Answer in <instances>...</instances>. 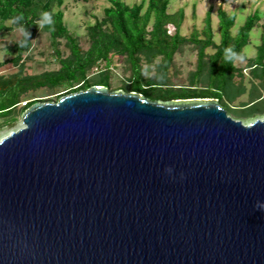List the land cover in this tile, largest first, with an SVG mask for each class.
Returning a JSON list of instances; mask_svg holds the SVG:
<instances>
[{
	"label": "water",
	"instance_id": "95a60500",
	"mask_svg": "<svg viewBox=\"0 0 264 264\" xmlns=\"http://www.w3.org/2000/svg\"><path fill=\"white\" fill-rule=\"evenodd\" d=\"M0 141V264H264V118L94 85Z\"/></svg>",
	"mask_w": 264,
	"mask_h": 264
},
{
	"label": "trees",
	"instance_id": "16d2710c",
	"mask_svg": "<svg viewBox=\"0 0 264 264\" xmlns=\"http://www.w3.org/2000/svg\"><path fill=\"white\" fill-rule=\"evenodd\" d=\"M109 2L103 17L88 25V46L85 47L81 36L65 23L64 11L59 8L63 0H0V32L13 28L21 30L20 40L11 47L15 57L0 61V68L10 61L19 67L8 76L0 74V127L12 125L19 112L23 116L36 103L25 99L40 88L64 87L76 92L98 85L116 91L111 89V66L115 57L125 60L126 69L131 71L120 87L125 92H137L152 100L216 98L228 114L243 121L264 115V21L260 26L256 55L248 59L245 66L236 63L238 58H245L244 47L262 19L259 11L250 14L233 35L236 14L219 8L221 37L216 42L210 12L205 20L203 37L197 31L186 37L181 34L184 10L170 12V0H148L146 7L145 0L134 4L124 0ZM44 12L51 14L53 24L39 29L37 23ZM170 25L174 28L173 33ZM28 31L31 32L30 39L26 35ZM41 31L48 34L55 47L60 68L28 74L22 59ZM189 43L198 50L196 69L190 74L188 84L174 86L169 70L177 52ZM62 44L69 51L67 55L61 50ZM208 49L213 52H207ZM225 49H231L236 57L225 60ZM152 65L156 71L147 75L146 70L152 69ZM246 69H249L248 79L251 80L249 100L236 105L235 102L248 92L244 81ZM238 76L242 79L236 80Z\"/></svg>",
	"mask_w": 264,
	"mask_h": 264
},
{
	"label": "rangeland",
	"instance_id": "374dc122",
	"mask_svg": "<svg viewBox=\"0 0 264 264\" xmlns=\"http://www.w3.org/2000/svg\"><path fill=\"white\" fill-rule=\"evenodd\" d=\"M129 4L141 3L144 0H124ZM148 0H145V7ZM110 5L109 0H63V4L59 7L64 11V20L67 27L74 33L81 36V41L85 47L88 46V25L95 23L97 19L103 17L104 9ZM219 8L224 9L228 13L236 14V23L232 28V34L235 35L238 29L245 23L246 18L259 11L262 14V19L259 26L254 28L250 34V41L244 47L245 58H238L237 65L245 66L248 59L254 57L257 51V45L260 43V26L263 23L264 17V0H170L169 11L176 12L180 9L184 10V19L181 24V34L190 37L195 31L203 37V29L206 27V17L210 12L211 28L216 42L220 41V27H219ZM9 25V22L7 23ZM173 33V26H168ZM21 38V30L13 28L12 30H4L0 32V61L11 60L15 57V52L11 49L13 44ZM61 50L65 51V55L69 53L64 45H61ZM207 52H213V49H208ZM198 50L193 43L186 44L177 52L174 62L169 70V78L174 86H183L189 83L190 74L196 69ZM25 63V72L28 74L41 73L48 70H57L60 68V63L55 55V47L51 44L47 33L41 31L34 39L30 50L23 56L22 61ZM158 62V60L156 61ZM144 63V68L147 65ZM127 63L123 59L114 58L112 61V78L111 89L121 91L122 81L124 77L130 76L131 71L126 69ZM18 66L11 61L0 68V74L8 76L17 72ZM96 70V69H95ZM156 71L155 66L152 69L146 70L147 75H152ZM246 79L245 84L248 92L238 99L235 104L238 105L242 101L249 100L250 79L249 69L244 70ZM242 79L241 76L236 77V80ZM78 87V86H76ZM64 87H56L52 89L40 88L29 93V97L25 100H33L35 102H58V100L71 92ZM24 102L21 104L23 105ZM234 118L232 114H229ZM17 120L9 126L0 127V141L10 135L12 131H16L24 126L22 122L21 112L17 115ZM264 118V115L257 117ZM257 118H249L242 120L248 124ZM2 122V119H0Z\"/></svg>",
	"mask_w": 264,
	"mask_h": 264
},
{
	"label": "clouds",
	"instance_id": "9594fccd",
	"mask_svg": "<svg viewBox=\"0 0 264 264\" xmlns=\"http://www.w3.org/2000/svg\"><path fill=\"white\" fill-rule=\"evenodd\" d=\"M53 24V19L50 13L48 12H44L41 14V19L40 21L37 23V25L39 26V29L44 27L45 25H51ZM27 37L30 39L31 37V32L28 31L26 33ZM236 57V54L234 52L231 51V49H225V60H233ZM242 58V57H241ZM259 207L261 209H264V205H259Z\"/></svg>",
	"mask_w": 264,
	"mask_h": 264
}]
</instances>
